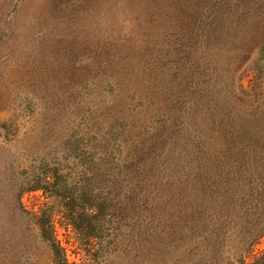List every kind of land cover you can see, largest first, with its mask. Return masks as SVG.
<instances>
[{
    "label": "rangeland",
    "instance_id": "1",
    "mask_svg": "<svg viewBox=\"0 0 264 264\" xmlns=\"http://www.w3.org/2000/svg\"><path fill=\"white\" fill-rule=\"evenodd\" d=\"M254 126L264 0H0V264H58L47 215L66 264H250L264 164L239 150ZM45 173L80 230L32 190Z\"/></svg>",
    "mask_w": 264,
    "mask_h": 264
},
{
    "label": "trees",
    "instance_id": "2",
    "mask_svg": "<svg viewBox=\"0 0 264 264\" xmlns=\"http://www.w3.org/2000/svg\"><path fill=\"white\" fill-rule=\"evenodd\" d=\"M253 130L247 129V131L244 133V142H246L245 148H240L239 150L240 154H242L243 151H245V155L247 158L246 162L256 160L258 162L263 161L264 164V129H260L258 126L252 127ZM256 130L260 133V136H258L256 141V144H260V149L258 153L254 149V145L252 144L253 135L251 134ZM52 176H48L47 173H45L42 177H40L38 180H36L34 183V186H32L33 191L41 190L44 192V194L49 193L51 196L52 194L58 197L62 198L63 206L65 209L69 211L70 217L68 216V221L70 224H67L72 226V228L76 230H80L81 226L79 224L82 220L81 213H79V210H81V207L78 206L76 209V206H71V202L75 201L76 198L73 200V197L70 198V194L67 191L66 184L64 183V180L62 181L61 177L56 176L55 174H51ZM78 198V196H77ZM109 202V200H107ZM107 202V204H108ZM111 202H109L110 204ZM108 204V206H109ZM111 206H109L110 209ZM79 209V210H78ZM77 210V212H75ZM81 219V220H80ZM79 222V223H78ZM41 228L43 229L41 232V236L43 239L47 242H49L51 249L53 250V255L55 259L57 260L58 264H66V256H65V250L61 246L60 242L57 240L56 230L54 227L53 218L51 215H47L45 217V222L43 225H41ZM263 228V226H262ZM261 228V229H262ZM260 229V230H261ZM255 231L254 229H251V231H248V245L251 246L255 240L258 238V233H253ZM245 241V240H244ZM250 264H264V251L261 252V254L254 258Z\"/></svg>",
    "mask_w": 264,
    "mask_h": 264
}]
</instances>
